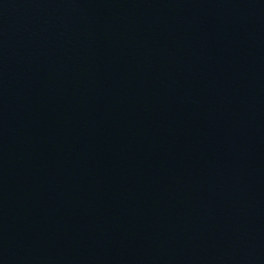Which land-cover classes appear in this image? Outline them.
Segmentation results:
<instances>
[{"label":"water","instance_id":"1","mask_svg":"<svg viewBox=\"0 0 264 264\" xmlns=\"http://www.w3.org/2000/svg\"><path fill=\"white\" fill-rule=\"evenodd\" d=\"M0 264H264V0H0Z\"/></svg>","mask_w":264,"mask_h":264}]
</instances>
